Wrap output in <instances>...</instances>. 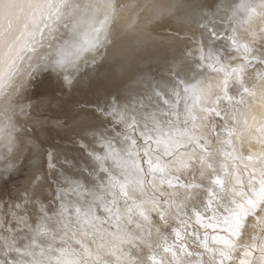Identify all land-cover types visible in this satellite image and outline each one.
<instances>
[{"label": "rangeland", "instance_id": "374dc122", "mask_svg": "<svg viewBox=\"0 0 264 264\" xmlns=\"http://www.w3.org/2000/svg\"><path fill=\"white\" fill-rule=\"evenodd\" d=\"M186 1L188 12L179 26L158 27L155 35L160 39L156 35L155 42L142 44L144 53L140 46L132 48L135 54L124 46L127 53L120 54L118 61L106 57L111 64L102 55L90 64L76 63L82 70L75 67L70 72L76 68L77 72L67 73L69 79L74 75L71 82L45 66L33 89L35 108L19 129L34 142L25 144L13 176L0 179V264H169L166 254L172 248L185 253V244L203 253L208 250L205 254L215 264H264V190L256 187L250 201L242 193L245 211L229 205L241 193L236 189L241 162L234 163L239 158L236 148L229 146L230 138L245 128L248 117L246 113L241 118L237 109L245 96L256 98L255 87L264 76V54L253 47L264 36V0H217L216 5L208 0ZM172 32L186 38L188 45L171 38ZM167 35V41L161 39ZM193 69L208 74L200 85L192 84L195 95L185 89L186 76ZM110 72L121 76L109 80ZM60 80L69 85L68 90ZM189 93L196 100L188 99ZM180 94L183 111L178 107ZM78 111L97 120L86 126L102 131L89 130L81 140L59 139L66 129L80 136L75 128L86 118L70 124ZM57 119L64 124L57 127L52 123ZM36 128L43 133L50 128L57 137L40 149L42 138ZM87 142L94 144L87 147ZM105 143L103 151L95 147ZM84 146L83 153L78 151ZM248 160L246 166L260 172L258 159ZM42 166L54 170L48 182L39 175ZM46 182L53 190L50 196ZM38 183L41 189L30 193ZM247 189L251 191L250 184ZM228 216L233 221L229 219L227 228ZM248 219L253 230L241 237ZM199 231L210 238L208 248L190 239L199 237Z\"/></svg>", "mask_w": 264, "mask_h": 264}, {"label": "bare ground", "instance_id": "6f19581e", "mask_svg": "<svg viewBox=\"0 0 264 264\" xmlns=\"http://www.w3.org/2000/svg\"><path fill=\"white\" fill-rule=\"evenodd\" d=\"M185 1L186 0H0V179L2 178V176L4 177L6 176L8 178L7 180H9L10 177L13 176L14 174L13 170L16 164V160L19 159L17 157H20L21 155L24 154L23 149L27 147L25 144H29L33 141V139H30V137L28 138L27 135H23V134L21 135L19 129L21 128L20 124L24 121V118L27 117V115L29 114V111L31 112V110L35 108L34 104H32V99L35 96L33 95V91H34L33 89H35L34 88L35 83H38L40 77L44 75L43 70L44 69L46 70L47 69L46 67L48 65L51 66V70L54 73L59 74L60 79H62V76L63 78L65 76V78H68V81H70V79L72 81L74 79V78L72 79L74 75L72 77L70 76L71 78L69 79V76L67 77V73L73 74V72H75L77 68L80 67L79 65L82 66V64L86 62L90 64L91 62H88L89 60L92 61L91 59H94V58L97 59V57L101 55L105 56L103 57L104 62H105L106 57L110 58L111 60L114 58L119 59V57H122L120 54L127 53V52L122 51L124 46H130L129 50L133 51L135 48L140 49V47L143 46L144 43H146L145 45H148L147 43L149 40H150L149 42H152L151 40L155 42L153 37H155V40L157 38L160 39V37L157 34L156 35L158 37L156 38L155 33L158 31L157 28L160 27L161 25L174 23L175 25L179 26V21H181L183 15L187 14L188 12V8L186 7V4H185L188 1L186 2ZM208 1L212 3L215 1L217 2V0H208ZM216 2H215V5H216ZM211 6H214V4H212ZM190 11L191 10H189V12ZM263 12L261 13L263 14ZM173 34L174 35H172L173 37L171 38H173L174 40L177 39L180 42H184L185 44L188 45L189 42L187 41L186 38L182 37L179 34H175V32ZM159 35L162 36V34L160 33ZM168 35H170V33ZM168 35L161 39L167 41V39L169 38ZM260 36H261V38L259 39L260 41L258 40L259 43L258 44L255 43L253 47H255V49L260 48L261 50H263L262 53L259 52L260 49H258V52H257V54L259 53L260 55H263L264 54V36L262 35ZM159 39L157 41H159ZM152 43H150L149 45H151ZM132 48L134 49L132 50ZM145 48H147V46ZM110 50H113L114 53L113 54L110 53L109 55H107L110 52ZM135 50L131 53L135 54L136 53ZM141 50H143L142 47H141ZM141 50H139L140 51L139 53H141ZM144 50H143V53H144ZM139 53L137 52V54ZM152 53H150V55H152ZM144 55L145 54H143L142 57H144ZM155 56L154 57L150 56L149 58H155ZM136 57H138V55ZM136 57L135 59H138ZM108 58H106V61L107 62L109 61V64H111L110 60H107ZM145 58L146 57H144V59ZM140 59L142 58H139V60ZM142 60L141 62L140 61L139 62L142 63ZM104 62H103V65H104ZM76 63L79 64L78 65L79 67H77ZM132 63H135V62L133 61ZM113 64L114 63H112V65ZM147 64L148 63H146V66H148ZM75 67H77L76 70H74L73 72H70L72 71V68L74 69ZM78 70H82V69L79 68ZM122 70H124V68H122ZM206 72L205 70L202 69V70H195L194 72L187 74L186 77H187V81L189 84H187L185 89L190 90L191 88H195L193 86H196V85L192 86V84L195 82H197V84L200 85L199 82L206 79V78L203 79V77H205L204 75H206V77L208 75L206 74ZM75 75H78V74L76 73ZM108 76H109V80H113L115 79L114 77H119L121 75H119L118 72H115V73L110 72ZM60 81H63V80H60ZM183 81H185V79ZM64 82L65 81H63V83ZM68 86L69 85L67 83L66 84L64 83L62 88L67 89ZM199 88L200 87H198L197 89ZM255 89L256 91L254 93L256 94L255 96L256 98L245 96L243 98V103H241V108L238 106L237 110H239L240 117L241 118H243V116L245 117L244 114L246 113L248 114V117H247L246 123L244 124L245 128L238 129L233 135V137L230 138L231 144H229V146H231L232 148L233 147L236 148L235 149L236 156L239 158V160L235 159L234 163H238V162L242 163V164L240 163L241 165L240 172L236 176V180L239 183L236 189L240 190L241 193L239 196L236 197V199L232 203H229V205L234 208L241 207L242 211L246 210L244 209V207L247 205L246 202L241 200L242 195H243L242 193L244 191L248 198L247 200L250 201L252 198H254L252 193H255V192L257 193L256 187H258L260 191L262 189L264 190V138H263L264 128H262L263 127L262 124L264 122V76H261ZM193 90L194 89L190 91L195 95L196 93H194ZM200 91L197 90L196 91L197 94ZM186 92H189V91L186 90ZM192 93H189L190 96ZM38 94L36 93V96H38ZM180 96L182 95L180 94ZM184 96H187V94ZM202 97L203 99L205 98L204 96ZM183 98L184 97L182 96V98H180L181 100L178 101L179 102L178 107L180 106L181 110L183 109V106H184L183 103H185L182 101ZM189 98L193 100L195 96L194 97L188 96V99ZM206 98L205 100H207ZM199 99L201 100V98ZM121 101H124V99ZM184 101L188 102V100H184ZM194 101H191V102L195 103L196 101L195 102ZM201 104L199 103L200 106L203 105ZM59 105H61V103ZM128 105L126 102L125 106L129 107ZM205 106L207 105L205 104ZM213 106L214 104H212V106L210 107H213ZM186 107L188 106H185V108ZM200 108L201 107H199L198 110H200ZM241 109H243V111ZM190 110H192V108ZM182 111H180V114ZM195 112H198V111H195ZM241 112L243 114H241ZM88 113L89 112L87 111L85 112L78 111L76 116H74L73 120H70L71 122L70 124H73V122L75 121H78V120L80 121V120H83V118H86V120L85 119L83 120L81 127L75 128L77 129L78 133L79 132L81 133V134L79 133L80 136H76L77 134L73 135L72 134L73 132H66L68 131L66 129L67 128L66 126L65 128L66 131H62V135H61L64 138H60V136H58L59 139L64 140V139L69 138L68 140H73L78 137L79 138L78 140H81L83 137H85L84 136L85 134H88L89 130H92L93 132L102 131L101 127L88 126L89 124H91L90 121H92L93 119L92 115ZM47 118L46 119L44 118V119L47 120ZM50 120L51 119H49V121ZM253 120L256 122H253ZM58 121L59 119H57L56 122L53 121L52 123H54L57 127L64 124L63 122L61 121L58 122ZM44 122L46 121H43V123ZM93 122H97V120H93L92 123ZM87 123L89 124L86 126ZM103 123L105 124V122ZM255 123H256V128L253 126ZM53 126L54 125L52 124V127ZM105 128H106L105 131H107V126ZM57 129L59 130V128ZM26 131L29 132L28 129ZM36 131H38L39 137L42 138L41 142L40 140L39 141L37 140L39 142L40 149L47 148V146L51 145L52 144L51 142H53L55 138L57 137L54 134L55 133L54 130H52L53 131L52 132L50 131V128H49L50 132L46 130V133H43L44 132L43 130L42 132L39 131L37 128H36ZM48 132L51 134H49ZM259 132L262 134V137L258 135L260 134ZM93 144L94 143L87 142V144L85 143V146L87 145V147H90V145H93ZM107 145L108 143L97 144L95 147H98L97 150L101 149V151H103L106 149ZM85 146L83 147V149H80L78 151L83 153V150H85ZM120 149H122V147ZM74 151H71V153ZM251 158L256 159V160L258 159L257 161L260 162V165H261L260 172L256 170L257 168H253V171H251V168L249 169V167L246 166V165H249L248 159H251ZM260 159H262V161H260ZM45 167L46 166H42L40 170L41 173L39 175H41V177L42 175H44L43 178H46V181H47L48 180L47 178H49L48 177L49 173L53 172L54 170L48 172L49 170H47ZM98 173L100 172H97V174ZM245 175L247 176V180H245L246 178ZM1 181L3 180H0V182ZM47 182H46V185H48ZM252 183L253 184L255 183L256 185L255 188H252V185H253ZM39 184L40 183H38L37 187H34L35 185L31 187L30 193L35 194L38 189H41ZM246 184L251 185L252 192L248 191V189L245 190ZM49 185L47 186V189L49 188ZM17 186H14V187H17ZM50 188H51V191L50 189H48L49 196L50 194L52 195V192H53L51 186ZM219 192L223 193L221 189H219ZM257 198L258 197H256V199ZM231 204H233L234 206ZM47 205L48 206L51 205V200L47 202ZM24 209L26 211L28 210L27 207H24ZM231 210L233 211L234 209H231ZM230 218L231 217L228 216L227 218L228 221L224 223L227 228L230 225V222H229ZM232 221L233 220L231 218V222ZM252 230H253V224L251 220L248 219L246 222L245 232L241 234V237H245V236L248 237L250 231ZM198 235L199 237L197 238H193V237L190 238L192 242H194V239H195V243L200 242V246L203 245L202 247L206 246V248H208L209 239H210L208 235L203 232L201 233L200 231L198 232ZM215 238L218 239L219 237L215 235ZM222 239H218V240H222ZM204 240H206V242L203 244L202 241ZM185 247H188V249L184 250L185 252L183 253L184 255L174 252L175 250H173V248L170 249V252L166 254V257L168 258L167 263L169 264H215V263H212L211 258L208 257L210 255L205 254V253H208V250L206 251V249H203L205 252L203 253L199 248H195L193 245L190 246V244L189 245L185 244ZM191 249L195 251L193 252ZM180 251L183 252V250H180ZM177 258L178 259L180 258V260H184V261L180 262V260H178ZM221 263H223V261ZM160 264H165V263H160Z\"/></svg>", "mask_w": 264, "mask_h": 264}]
</instances>
